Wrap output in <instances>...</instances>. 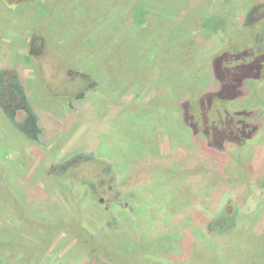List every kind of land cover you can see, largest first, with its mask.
<instances>
[{
	"label": "rangeland",
	"instance_id": "374dc122",
	"mask_svg": "<svg viewBox=\"0 0 264 264\" xmlns=\"http://www.w3.org/2000/svg\"><path fill=\"white\" fill-rule=\"evenodd\" d=\"M136 1L0 0V79L24 87L43 137L25 138L15 127L22 120L2 114L8 94L0 95L2 264H264V62L250 63L255 74L261 68L256 93L223 106L239 119L247 110L256 115L249 134L239 137L238 117L220 115L221 103L206 99L196 121L207 129L219 117L216 131L233 136L207 132L217 148L183 122L187 104L216 89L210 58L223 44L187 22L225 12L223 31L238 42L255 0H142L157 15L169 13V22L150 15L144 26L131 15ZM175 20L188 28L182 38ZM136 30L154 37L137 66L129 42ZM169 30L172 49L160 43ZM154 44L166 53L148 62ZM42 50L61 80L91 79L93 91L71 104L68 92L38 86L32 56ZM80 153L111 170L92 172L90 160L80 167ZM68 159L69 170L54 177ZM93 176L99 188L84 191ZM222 212L228 218L216 232L212 222Z\"/></svg>",
	"mask_w": 264,
	"mask_h": 264
},
{
	"label": "trees",
	"instance_id": "16d2710c",
	"mask_svg": "<svg viewBox=\"0 0 264 264\" xmlns=\"http://www.w3.org/2000/svg\"><path fill=\"white\" fill-rule=\"evenodd\" d=\"M169 14V13H168ZM167 13L165 16H169ZM131 15L132 17L137 20L140 23L139 26H144L146 24V20L150 15H153L154 20L156 18H164L163 22H169L167 21V18L165 16H162L161 14L157 15L154 12V7L152 9L147 6L142 0L136 1L131 8ZM176 15V14H175ZM174 16V14H173ZM177 16V15H176ZM226 14L224 13H216L213 11L205 12L201 16L197 18H192L190 19L189 22H187L188 27H193V22L196 24L194 27H197L199 30H201L204 34L206 35H212V34H219L222 38V46L220 50L216 53H214L211 58H210V65L213 68V71L215 73L217 83L216 84V89H214L213 93L208 94L207 96H204L202 100H199L195 102L196 104H187V109L183 111L184 113V118L183 122L186 123L187 119L189 120L186 125L189 126L187 129L189 134L192 136L191 132L194 135H197L199 137H202L203 140H207L212 142V139H210L209 136H206V133L213 130V134H211L212 138L219 140V138H223L224 135L227 138V136L230 138V136H233L231 133H224L221 131H216L217 125L220 123L219 117L218 119L214 122H210L208 124V128L205 129L204 125H199V120L196 121V111L197 109H202L204 106L202 105V102L204 99H206L210 103H214V106H216V103L218 102L220 105V110H222L220 115H228L230 114L231 116H237L238 121L240 124L238 125V128L240 130L239 132V137L242 138L243 134H249L250 131V124L248 122L250 121L249 119H253L256 117L255 114H253L251 111H246V117H243L239 119V112L237 113H230L226 109L223 108L224 104L228 102L229 100H235L247 91L250 93L255 94L256 89H255V84L259 81L261 78V68L258 69L257 73H254V69H250V66H252L251 61L255 63V60L258 58L260 60L259 62H256L257 65H262L264 62V0H255L252 2V5L248 6L246 11H245V21L246 24L243 25V30H244V36L241 41H234L232 38H230L228 35H226L223 31V21L226 19ZM134 20L135 23H137ZM193 20V21H192ZM138 24V23H137ZM174 24L176 25V32H174L177 36V38H182L185 33H188V28L187 26L182 23L181 21L175 20ZM117 27L114 28V30ZM139 29V28H138ZM183 32H182V31ZM145 31V30H144ZM114 33H117V29ZM151 32L149 31L148 34L142 38V36L139 34V30L135 31V34L137 36L139 35L140 40L137 41V36H135L134 40H130V47L132 51V60L133 63L137 66L139 64V61L142 60V57L147 53L146 50H144L143 47L149 46L147 44V41L149 40H154V37L151 36ZM150 36V37H149ZM115 37V36H114ZM112 36V39H114ZM167 39V40H166ZM137 43H136V42ZM142 41V43H140ZM163 42L167 43L168 46L171 47V42H170V30L167 33V36L164 38V40L160 41L162 44ZM136 43V44H135ZM178 48L180 47V44H177ZM256 48L259 50L257 54H255L254 57L249 55V50ZM139 50L142 52L139 54ZM152 52L149 53V58L147 59L148 62L151 61V57L155 55L154 57L158 56L160 57V53H166V50L162 49L161 46L154 44L152 49ZM32 59L35 64V73L41 74L42 78L38 86H42L41 88H44L46 92H52L53 94L56 95H61V94H67L68 92V97H71V104H77V102L81 101L82 98L85 96V94L92 89V83L91 79L84 80V82H80L81 80L79 78L71 77L67 79L66 77L62 78V75L57 70V67L52 65H47V62H50L49 56L46 55V51L42 50L40 55L32 56ZM45 61V62H44ZM259 67V66H258ZM52 70L53 74L48 76L47 70ZM134 70V69H133ZM241 73V75H239ZM62 74V71H61ZM243 76V77H241ZM39 78V76H38ZM38 78L35 79L38 81ZM240 80V83H239ZM245 80V81H244ZM16 79L13 78H7L5 75H2V78L0 79V95H3V93H7V103H5V108H1L2 114H5L7 119L10 118V120L14 123V118H17L18 120H22L20 123H16L15 127H18L20 129L21 134L27 138L28 140L30 139H43L41 137V129L38 126L36 116L32 112L29 106V101H26V94L24 87L21 85L16 84ZM30 85V84H29ZM32 85V84H31ZM233 85V86H231ZM20 86V87H19ZM31 87V86H30ZM29 87V88H30ZM239 87V88H238ZM97 90H94L96 93ZM252 94V95H253ZM4 96V95H3ZM218 99V100H217ZM27 100H29V97H27ZM216 101V102H215ZM11 109L9 110V107ZM118 107V105H113L112 108ZM248 105L246 106V108ZM202 111H207L206 109ZM209 112V111H208ZM206 113V112H205ZM15 114V115H14ZM214 114V113H213ZM210 113L211 117H215V114L213 115ZM217 116V115H216ZM224 118V117H221ZM248 119V120H247ZM237 121V122H238ZM199 122V123H198ZM13 125V124H12ZM23 126H28V129H30L31 133L28 134L26 131L24 132ZM17 128V129H18ZM237 128V129H238ZM46 132V131H45ZM136 139V138H135ZM142 139H136L134 143H137L145 147L143 144ZM230 141V140H228ZM232 141V140H231ZM213 145L216 146L215 142ZM218 148V147H217ZM155 154V153H154ZM84 156H88L87 154L80 153L78 154V164L79 166H83L82 164L88 160L90 162L94 161V159L86 158ZM155 157V156H153ZM136 161V159L131 160ZM73 164V161L70 159L68 160H63L59 163H57L56 167L53 169L55 172L54 177H58L59 175H63L66 173L67 169L69 170V167ZM86 164V162L84 163ZM91 169L95 171L96 168H100L103 171H110V164H106L103 161L98 162H91L90 163ZM91 171V170H90ZM75 176V174H78L77 172H72ZM91 173V172H90ZM79 175V174H78ZM97 176L95 175V178ZM72 178V177H71ZM93 181H91L90 184H82V188L86 190L91 189V191L97 190L99 188V184H95L94 176L92 177ZM264 180V179H263ZM263 187L261 188L264 190V182H263ZM99 191V190H98ZM22 217V216H21ZM228 216L223 214H219L217 217L213 219L212 226L215 227L214 229L216 232H219L220 229L226 224ZM22 219V218H21ZM23 223L24 221L21 220ZM35 230V229H34ZM33 252L35 250L34 246L31 247ZM34 256V255H33ZM32 256V257H33ZM30 256L27 258L31 260ZM3 259H5V256L3 255ZM3 259L0 260V264H2ZM93 262L89 264H97V260L94 258L92 260ZM99 264V262H98Z\"/></svg>",
	"mask_w": 264,
	"mask_h": 264
}]
</instances>
